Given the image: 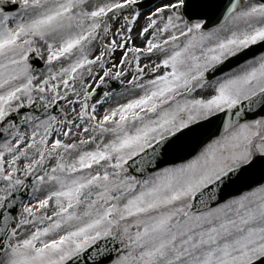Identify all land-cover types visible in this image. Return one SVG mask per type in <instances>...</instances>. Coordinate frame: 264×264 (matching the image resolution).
<instances>
[{
    "label": "snow or ice",
    "instance_id": "1",
    "mask_svg": "<svg viewBox=\"0 0 264 264\" xmlns=\"http://www.w3.org/2000/svg\"><path fill=\"white\" fill-rule=\"evenodd\" d=\"M0 264H264V0H0Z\"/></svg>",
    "mask_w": 264,
    "mask_h": 264
},
{
    "label": "water",
    "instance_id": "2",
    "mask_svg": "<svg viewBox=\"0 0 264 264\" xmlns=\"http://www.w3.org/2000/svg\"><path fill=\"white\" fill-rule=\"evenodd\" d=\"M146 2H147V0H146Z\"/></svg>",
    "mask_w": 264,
    "mask_h": 264
}]
</instances>
